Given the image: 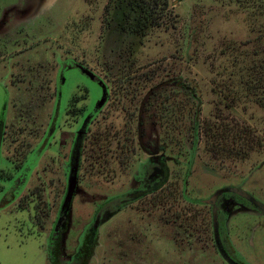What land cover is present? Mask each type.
<instances>
[{
  "label": "rangeland",
  "instance_id": "1",
  "mask_svg": "<svg viewBox=\"0 0 264 264\" xmlns=\"http://www.w3.org/2000/svg\"><path fill=\"white\" fill-rule=\"evenodd\" d=\"M128 2L0 0L3 156L20 159L17 146L26 152L42 137L64 64L82 63L110 88L108 102L86 134L77 190L53 256L49 236L67 193L69 143L59 153L60 144L54 143L41 158L30 152L19 168L0 164L12 173L0 171V264H228L214 243L211 208L202 200L233 186L264 204V93L255 95L244 75L254 74L253 63L264 60V20L260 26L243 0H168L165 9L150 4L153 24L141 35L121 36L116 27L124 23ZM263 3L255 0L254 6ZM126 44L128 54L121 51V60L117 52ZM39 67L47 73L34 77ZM181 75L202 100L200 141L187 182L186 151L173 145L152 153L146 147L149 134L140 139L138 132L147 91ZM65 76L60 113L82 93L80 88L91 90L82 102L87 104L83 115L91 113L100 88L76 69H67ZM169 94L167 104L185 106L184 93ZM71 110L53 130L58 141L72 139ZM176 120L180 141L189 125L183 112ZM150 154L166 155V183L117 214L106 213L92 234L99 208L138 187L134 176ZM22 178L28 179L25 186ZM219 202L226 205L221 231L236 250L229 249L231 255L244 264H264V213L233 193H224ZM227 202H232L229 208Z\"/></svg>",
  "mask_w": 264,
  "mask_h": 264
},
{
  "label": "trees",
  "instance_id": "2",
  "mask_svg": "<svg viewBox=\"0 0 264 264\" xmlns=\"http://www.w3.org/2000/svg\"><path fill=\"white\" fill-rule=\"evenodd\" d=\"M146 4H145V2ZM149 1V2H147ZM249 2L248 8L253 7V13H255L256 18L261 26V19L264 20V3L260 4L259 7L254 6L255 0H243ZM162 5V8L165 9L168 5V0H129L126 11L122 13L124 16H121L122 25L116 27L117 33L119 35H141L142 31L145 28H149L152 24V16H153V6L151 3ZM141 6V9L138 7ZM123 12V11H122ZM129 19H131L129 21ZM264 27V26H263ZM264 33V32H263ZM126 46L119 47V52H117L118 58L124 59L123 53L121 51H125V54H128ZM125 49V50H123ZM120 67V66H119ZM256 67L254 74L245 73L244 75L246 84L250 87L252 86L254 89L255 95H259V98L262 97V93H264V60L253 63V68ZM112 66H109V70H111ZM169 92L176 93H184L186 96L185 106H181L180 102L178 103H170L167 104V101L171 99V95ZM159 99H162V104L159 103ZM202 100L199 95L197 88L192 85L184 76H176L166 81L161 82L155 87H152L147 91L144 98L142 99L141 109H140V119L138 125V132L140 139L144 138L146 135V147L149 148V151H163L170 149L173 145L179 147L180 149H184L186 151V155L188 157L187 160V170L185 174L184 181L187 182L191 172L193 170V165L195 164V155L198 149V144L200 141V112H201ZM183 112L185 119L187 120V131L182 135L181 140L177 141L175 137V125H178L177 118L180 116V113ZM178 114V116H177ZM159 117L160 119H158ZM147 134H146V133ZM152 152V153H153ZM182 152V151H181ZM184 152V151H183ZM181 154V153H180ZM168 157V156H167ZM163 168L153 166L151 170L152 162L147 160L139 166L138 171L136 173V179L141 183V188H146L144 194L153 193L158 190L159 187L163 186L166 183L168 178L169 167L166 163V155L163 154ZM11 174V173H10ZM158 182V180H160ZM27 178H24L21 185L25 186V182ZM141 180V181H140ZM157 181V183H155ZM4 189V186H2ZM13 190L9 191V193H13L15 186H13ZM14 196V195H13ZM124 208V207H123ZM123 208H119L117 211L122 210ZM117 211L114 214L117 213ZM105 215V214H104ZM104 215L101 217L100 222L103 220ZM111 215V217H113ZM109 217L108 219H110ZM59 219V218H58ZM58 221V220H57ZM55 222L53 229L49 236V255L53 256L54 243L60 237L62 228L64 224L60 228V230L55 233V226L57 224ZM102 223V222H101ZM91 233L99 230L93 225ZM90 233V234H91ZM91 236L93 237V235ZM62 239L59 242H56V245L61 244ZM91 241L86 239V246L91 245ZM94 247V246H93ZM96 247V245H95Z\"/></svg>",
  "mask_w": 264,
  "mask_h": 264
},
{
  "label": "flooded vegetation",
  "instance_id": "3",
  "mask_svg": "<svg viewBox=\"0 0 264 264\" xmlns=\"http://www.w3.org/2000/svg\"><path fill=\"white\" fill-rule=\"evenodd\" d=\"M79 65H82L84 66L82 63H78L76 61H70L69 64H64L63 66L64 67H60L58 72H57V81L58 83H56L57 85V94H56V98H55V104H54V110H53V113L50 117V121H49V124H48V127L47 129L43 132L42 134V137L39 138V140L37 141L36 145L33 146L32 148H30V150L26 151L25 148L24 150L26 152L23 151L22 153V146H17V152L18 154H23V157L20 158V159H13V158H9V157H5L3 156L2 154V148H3V145L7 139V132H6V119H3L1 122H0V164L2 162L6 163L7 165L10 164L12 168H19V167H22L24 162L27 160V155L30 153V152H34L36 151L39 158H41V156L44 154V152L46 150H50L51 147L54 145V143H57L59 142V150L57 153L60 152V149L62 147H65L67 145V143H69V157H68V160H67V166L69 168V170L71 169V165H72V157H73V154L75 152L78 151V148L80 149V163H79V166L81 164V156H82V150H83V143H84V140H85V137H86V134L88 133V129L90 127V125L92 124V122L95 120L96 116L98 115V113L102 110V108L105 106V104L108 102L109 100V96H110V88L109 86L105 83V81L100 77V79L98 78L97 80L93 81L91 80V78L82 71V69L80 68ZM85 67V66H84ZM67 69H76L78 70L83 76H85L86 78L90 79L93 83H95L99 88H100V97L97 98V100L95 101V106H93V111L91 113H87L85 116L83 115L84 111L87 109V104H82V102H86L87 100H89V96H90V93H91V90L90 88H86V90L84 89V91H82V88H80L79 91H81L82 93H76L74 97L78 96L76 100H74L73 98L71 99L69 105L67 107H63L64 108V112L61 114L60 113V108L62 105V97H63V91H62V85H64V83L66 82V76H65V71ZM47 73V71L45 70H41L40 67L39 69L36 68L34 71H33V74H34V77H38L39 74L41 73ZM103 81L104 84L106 85V88H107V100L105 102V104L100 107V108H97V103L98 101L101 99L102 95H103V83H101L100 81ZM81 95V96H80ZM25 103V102H23ZM65 106V105H64ZM73 107V108H71ZM72 109L71 111H75L74 116H73V119L74 121L72 122L73 124V130H72V139L71 141L65 139V138H61V140H56V131L54 132L53 130L54 129H57L58 127H60L62 124H61V119L63 117V115L66 113V111ZM22 114V113H20ZM70 114V113H69ZM83 117V122L81 120V118ZM7 117V116H5ZM21 118H23V115L20 116ZM25 121H26V118H24ZM31 119H28L27 121H29ZM85 125V127H84ZM53 140V141H52ZM24 147H25V144H23ZM156 152V151H155ZM154 153V152H153ZM20 156V155H19ZM40 160V159H39ZM149 161L152 162V165H151V170L153 168V166H157V167H160V168H163L164 164H163V158L162 156H158V155H153V154H150L149 158H148ZM39 161H37V164H38ZM146 162V161H145ZM74 164V163H73ZM140 166V165H139ZM262 167V166H261ZM0 171L2 172V175H5V176H11L10 173H8L6 171V169H0ZM7 174V175H6ZM24 180V178H22L20 180V183H22V181ZM134 180L137 181L138 183H140L137 179H136V175L134 176ZM141 181V180H140ZM161 181L158 180V182ZM157 183V181L155 182ZM162 187V186H161ZM159 187L158 190L161 188ZM233 187V186H232ZM237 188V187H236ZM240 190H243L241 188H238ZM77 190V189H76ZM146 191V188H141V183L138 185V187L136 188H133L132 190H129V191H125L121 194H117L115 196H113L112 198H110L108 201H106L98 210L97 214L103 209L102 211V215L101 217L106 214V213H115L119 208H123L125 206H128L130 205L131 203H133L135 200H138L140 198H143L145 197L144 195V192ZM244 191V190H243ZM228 193H233V194H236V195H240L242 197H244L249 203H250V208H253V209H257L259 211H261L257 206H255L250 200H248L245 196H243L242 194H239V193H234V192H228ZM224 194V193H223ZM221 194V195H223ZM214 194H212L211 196H209V198H205L203 199L202 201L205 202L208 206H210L211 208V212H212V215H213V221H214V212H213V206L212 204L208 203L207 201L213 196ZM219 195L217 197V200H216V205H217V218H218V232H219V239L221 241V244H222V247L226 250V252L228 253V255L238 264H244L243 262L239 261V259L235 258L234 256L231 255L230 253V250L229 249H232L233 252H236L235 249L232 248V245L229 238H227L225 236V234L227 233L226 231L224 232V236L222 235V225L225 226V220L222 219V216H221V204L219 202V198L220 196ZM251 195V194H250ZM232 202H227V207L231 204ZM238 204V202H236ZM226 205L223 204V207H225ZM222 207V208H223ZM229 208V207H228ZM71 209V207H70ZM69 209V211H70ZM69 211L67 213V216L69 214ZM119 212V211H117ZM223 212V211H222ZM262 212V211H261ZM264 213V212H263ZM117 214V213H116ZM97 216V215H96ZM67 219V217H66ZM96 220V219H95ZM214 224V223H213ZM214 228V236H213V239H214V243H215V246L217 248V251L218 253L222 256L219 248H218V245H217V241H216V236H215V227L213 226ZM225 230V229H224ZM229 245V246H227ZM223 257V256H222ZM224 258V257H223ZM224 260L227 262V260L224 258ZM230 264V263H228Z\"/></svg>",
  "mask_w": 264,
  "mask_h": 264
},
{
  "label": "water",
  "instance_id": "4",
  "mask_svg": "<svg viewBox=\"0 0 264 264\" xmlns=\"http://www.w3.org/2000/svg\"><path fill=\"white\" fill-rule=\"evenodd\" d=\"M79 66L82 69V71L84 73H86L91 78V80L95 81L98 78L100 79V77L98 75H96L95 73H93L90 69H88L82 65H79ZM100 82L103 83L104 91H103V95H102L101 99L98 101V103L96 105L97 108L102 107L107 100L106 85L104 84V82L102 80ZM84 127H85V125H84ZM79 163H80V149L78 148V151L75 152L73 154V157H72V165H71V169L69 172L67 193L65 195L64 201H63L62 206H61L60 217H59L57 224L55 226V233H57L60 230V228L62 227V225L64 224L66 217H67V213H68V211L72 205V201H73V198H74V195L76 193L77 186H78ZM228 192H234V193L242 194L248 200H250L255 206H257L262 212H264V204L261 203L260 201L256 200L248 192L240 190V189H238L236 187H232V186H227V187H224V188L217 190L215 192V194L207 201L208 203L212 204V206H213L215 236H216L218 248H219L222 256L227 260L228 263L238 264L228 255L226 250L222 247L221 241L219 239V232H218V218H217L216 200H217V197L219 195H221L223 193H228ZM102 211H103V209L96 216V222L94 224L95 227L98 226V224L101 220Z\"/></svg>",
  "mask_w": 264,
  "mask_h": 264
}]
</instances>
